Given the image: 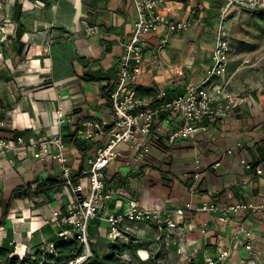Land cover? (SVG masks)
<instances>
[{"label": "crops", "instance_id": "0c3cea01", "mask_svg": "<svg viewBox=\"0 0 264 264\" xmlns=\"http://www.w3.org/2000/svg\"><path fill=\"white\" fill-rule=\"evenodd\" d=\"M16 1V26L10 28L9 40L0 42V110L6 119L2 135L10 140L22 135L28 143L36 135L46 137L59 130L70 173L86 185L81 170L87 157L108 142V134L86 140L78 134L79 121L111 122L108 91L115 84L136 10L130 0ZM226 1L156 0L157 8L169 17L196 22L185 31L166 35L161 29L145 35L141 72L134 85L141 96L154 98L155 92L166 90L168 98L175 97L187 84L205 78L212 65L215 22ZM244 10L238 15L231 11L233 17L226 22L228 88L239 97L238 106L224 118L205 119L206 129L192 138L170 144L161 137L139 162H129V145L118 144L120 153L104 172L107 186H121L140 205L158 209L175 210L187 202L194 208L211 201L259 203L264 196V10ZM254 11L261 17L252 16ZM246 15L251 17L249 22L235 27ZM83 20L95 24L98 32L88 35ZM162 37L167 42L160 46ZM58 104L65 117L60 127L54 113ZM178 122L179 115H172L171 123L176 126ZM32 151L34 147L25 155L13 151L0 157V245L21 254L49 248L60 225L52 212L66 210L72 201L71 191L61 182L59 163L49 157L35 159ZM46 184L52 186L42 189ZM124 207L125 200L115 199L102 214ZM233 218L252 229L256 261L264 262V209ZM98 220L93 239L105 246L107 223ZM177 221L169 238L164 237L166 230L160 234L164 239L160 246H152L155 252L150 257L147 245L155 241L154 226L134 225L132 235L144 246L125 253L126 260L185 264L201 257L204 261L228 246L234 233L232 223L223 227L214 213L196 209L184 210ZM204 225L205 233L201 231ZM230 247L229 257L219 264H247L242 237Z\"/></svg>", "mask_w": 264, "mask_h": 264}, {"label": "built area", "instance_id": "2783aa9c", "mask_svg": "<svg viewBox=\"0 0 264 264\" xmlns=\"http://www.w3.org/2000/svg\"><path fill=\"white\" fill-rule=\"evenodd\" d=\"M137 16L133 22L131 35L125 44V52L121 56L117 71L116 81L110 90L109 102L112 110L111 122L107 123L98 119H81L78 134L84 139L91 140L95 136L105 132L108 134V142L98 146L92 156L87 157L81 173L86 176L85 186L75 181L70 173V168L65 155L66 143L63 141L59 130L51 135L43 137L36 135L26 143L22 135H16L12 140L2 135L6 119L0 110V157L9 152H17L25 155L34 147L32 156L40 161L47 157L59 163L61 168V182L72 193V201L66 206V210L55 209L52 215L60 218L56 236L62 239L73 238L79 244V252L63 264H85L91 256V245L88 236V226L92 220L104 219L107 223V243L115 241L128 242L132 235L133 226L138 223H151L155 229V241L147 245V256H153L154 247L160 246V234L166 230L164 237L171 234V230L177 227V217L184 210H198L206 213H214L216 219L223 225L232 223L234 233L228 246L220 249L213 258L197 261L193 264H219L225 262L230 255L232 241L242 237L243 247L247 252L245 262L247 264H264L257 262L258 251L254 245L252 229L245 223L235 220L233 215L250 212L258 214L264 209V196L259 203H227L221 205L214 202H204L198 207H193L190 202L185 203L175 210L169 208H151L140 205L136 198L123 190L121 186H107L105 183V169L116 159L120 153L118 144L129 145L131 152L129 162H139L150 153L153 143L161 137L170 144L177 139H189L200 130L206 129L205 119L224 118L240 103L233 91L228 88L230 78L227 76L226 67L229 60L230 39L222 21L227 10L236 8H264V0H227L220 9V24L217 25L214 34L212 48V65L207 70L205 78L198 83L187 84L183 92L168 98L166 90H159L154 98L138 95L135 82L139 77L142 67L143 46L145 35L164 30L165 34L188 30L196 21L171 18L157 8L156 0H130ZM222 21V23H221ZM85 32L92 35L98 32L95 24L87 20L82 21ZM2 34L7 33L5 25L0 26ZM162 46L166 38L160 39ZM56 125L65 121L64 112L60 104L54 109ZM179 115V122L174 126L171 123L172 115ZM250 167V164H246ZM256 169V172H261ZM198 176V173H195ZM125 200V207L121 211L106 212L107 205L115 200ZM201 231L205 233V225ZM138 242H141L139 239ZM142 243V242H141ZM222 243V240H220ZM152 247V248H151ZM47 252L53 251L51 243ZM51 264H57L52 261ZM182 264V263H180Z\"/></svg>", "mask_w": 264, "mask_h": 264}, {"label": "trees", "instance_id": "16d2710c", "mask_svg": "<svg viewBox=\"0 0 264 264\" xmlns=\"http://www.w3.org/2000/svg\"><path fill=\"white\" fill-rule=\"evenodd\" d=\"M16 29V37L20 38L21 30L17 27ZM88 76L89 77L87 78L90 80L94 78V76ZM113 86L110 88V90L113 88ZM110 90L108 91L109 93ZM138 95L140 94L138 93ZM155 95L156 92L153 96ZM143 96L144 95H142V97ZM160 140L161 138L158 139V142ZM74 180L76 181L75 178ZM47 185L48 184L42 186V189H47V187L52 186V184H50L49 186ZM90 223L91 224L88 226V236L92 254L86 260L85 264H133L132 262L124 258V254L133 251L137 246H144L143 243L138 242L137 238H135L133 235H130L128 242L115 241L114 243H107V250L100 252L99 247H97L96 240L93 239L96 237L95 234L100 224L99 220H92ZM52 244L53 251L51 252H47L45 249L38 248L30 254H21L17 252L15 253L13 247L0 245V264H51L52 261H55V263L57 264H63L72 256L74 252L80 251L77 240L71 237L62 239L55 235V239L53 240ZM197 255L201 256L202 253L199 252V254ZM197 261H202L201 257L198 258ZM194 262L196 261H194L193 258H190L189 262L185 264H193Z\"/></svg>", "mask_w": 264, "mask_h": 264}, {"label": "rangeland", "instance_id": "374dc122", "mask_svg": "<svg viewBox=\"0 0 264 264\" xmlns=\"http://www.w3.org/2000/svg\"><path fill=\"white\" fill-rule=\"evenodd\" d=\"M16 5H17V1L16 0H0V26L1 25H5V27L7 29V33H5V34H2L0 32V42H2V41H8L9 40V37H10L9 36V33H8L11 30L10 28L13 29L14 26H16V15H17V13H16ZM11 8H12V10H10ZM255 9H256V11L257 10L260 11L261 9L264 10L263 8H255ZM231 11H233L234 13H232ZM230 12L232 14H235V15L237 14L238 15V14H241L243 12H247V10H244L243 7H240V8H236V7L232 8L231 7V8H229L227 10V13L225 15V18L222 19V21H223V23L225 25L226 30H227V23H226L227 20H229L230 17H233L232 14L229 15ZM253 15H256V17H258V16L261 17V15L258 12H255V11L253 12L252 16ZM219 16H220V13L217 16L218 19L215 22L216 24H215L214 32H213V39H214V34H215V30L217 28V25L220 24V17ZM249 19H251L250 15H248V16L246 15V17H243V18L238 19L237 22H236L235 27L237 26L238 28L239 27L242 28V26L244 25V23H246V21L249 22ZM222 21H221V23H222ZM230 23L233 24V22H230ZM84 177H86V176H84ZM84 177H83V179H84ZM84 183H85V180H82L81 181V184L83 186H85ZM104 226H106L105 223H104ZM159 241L161 242V239ZM96 244H97V246H99V251L100 252H103V251H106L107 250L106 249V245L104 246V243L102 241H98V243H96ZM153 255H154V253H153ZM155 257H156V254H155V256L153 258H155ZM124 258L126 259L127 257L124 256ZM187 262H189V261H187Z\"/></svg>", "mask_w": 264, "mask_h": 264}]
</instances>
